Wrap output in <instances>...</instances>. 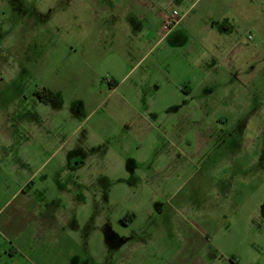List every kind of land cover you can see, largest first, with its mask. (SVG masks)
I'll use <instances>...</instances> for the list:
<instances>
[{
    "label": "rangeland",
    "instance_id": "374dc122",
    "mask_svg": "<svg viewBox=\"0 0 264 264\" xmlns=\"http://www.w3.org/2000/svg\"><path fill=\"white\" fill-rule=\"evenodd\" d=\"M109 1L0 0V264H264V10L146 56Z\"/></svg>",
    "mask_w": 264,
    "mask_h": 264
},
{
    "label": "crops",
    "instance_id": "0c3cea01",
    "mask_svg": "<svg viewBox=\"0 0 264 264\" xmlns=\"http://www.w3.org/2000/svg\"><path fill=\"white\" fill-rule=\"evenodd\" d=\"M198 1L199 0H120L117 3L111 1H109V3H104L103 8L110 10V17H116L119 12L124 13L125 11L126 15H122V17L128 19L129 26L135 36L143 37V32L148 31L147 36L149 39L146 40L148 52L146 56H150L156 47L162 45L180 48L186 44L187 46H191L192 52L193 44L195 43L193 40L197 39V33L194 29L199 27L197 24H199L198 21L200 22V20H203V28L205 29V35H207L208 40L213 41L212 46L210 45V49H220V42L228 43V40H231V38H233V41L236 40V35H233V33L237 32L235 28L238 24H243L245 19L243 15L247 10H250L254 15L260 12L258 19H260L261 12L264 10V0H206V6L202 11V13H205V16H203V19H200L201 16L198 17L199 14L191 16L194 10L193 8ZM92 2H95V0H92ZM94 7L98 9V6L94 5ZM116 12L117 15L115 14ZM128 12L129 14H127ZM171 17L176 18L177 24L168 34H163L161 26H163L166 18ZM246 20L248 21V19ZM216 28L218 30H216ZM229 33L230 35H227ZM215 42H217L218 45ZM207 64H209L210 67L213 66L212 62ZM135 70V67L130 69L121 82H116L112 79L114 84L112 90H117L120 87V83L123 81L127 82L129 80L128 76ZM135 83L138 84V82ZM183 84L185 87H183L184 85L182 86V83H178L177 85L181 91L187 88V83L183 82ZM46 107H53L52 109L57 108L60 111L64 109V103L58 101ZM67 144L68 139H64L62 146L58 147L56 150L57 152L63 151L65 154V157L57 163L58 170H68L69 168L70 161L68 157H70L74 148L68 147L65 151L64 149H66ZM53 155L54 154H52V156ZM85 164L86 166L79 169L74 174L73 179L78 177V175L80 176L81 173H84L87 167L90 166L87 162H85ZM100 167L101 166H97V168ZM64 177L65 176H63V178ZM88 181L91 182V180ZM76 184H78L77 186H83L86 183L81 178L77 180ZM76 201L74 200V202ZM59 206L58 203L53 204L51 207L52 211L56 212V214H60L61 211H58ZM58 219L64 221L65 224H68L70 221L68 215L66 216L65 214L59 215Z\"/></svg>",
    "mask_w": 264,
    "mask_h": 264
},
{
    "label": "flooded vegetation",
    "instance_id": "af4514ba",
    "mask_svg": "<svg viewBox=\"0 0 264 264\" xmlns=\"http://www.w3.org/2000/svg\"><path fill=\"white\" fill-rule=\"evenodd\" d=\"M34 96L38 97L39 98V102L42 104V105H49V104H52V103H55V102H58L60 101L61 102V96L56 93L54 90H50L48 88H44L43 91H36L34 93ZM80 142L77 146L74 147V150L71 152V155L69 158V161H70V164H69V168L68 170H61V172L63 173V175H65L64 177V182H73L74 183V180L75 182H77L78 179H81L83 181H85V177L84 175L83 176H79L78 177H75L73 179V176L74 174L81 168H83L84 166H86L85 164V161L82 159V154L80 151ZM62 176V175H61ZM99 179V177L96 179V181ZM62 184V183H61ZM100 198V197H99ZM74 202V199H72V203L73 204ZM83 205H86V202H83Z\"/></svg>",
    "mask_w": 264,
    "mask_h": 264
},
{
    "label": "built area",
    "instance_id": "2783aa9c",
    "mask_svg": "<svg viewBox=\"0 0 264 264\" xmlns=\"http://www.w3.org/2000/svg\"><path fill=\"white\" fill-rule=\"evenodd\" d=\"M177 24V20L174 17L166 18L162 26V32L168 34Z\"/></svg>",
    "mask_w": 264,
    "mask_h": 264
}]
</instances>
